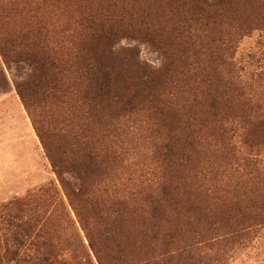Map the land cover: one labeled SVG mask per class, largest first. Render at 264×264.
I'll use <instances>...</instances> for the list:
<instances>
[{
	"label": "trees",
	"instance_id": "obj_1",
	"mask_svg": "<svg viewBox=\"0 0 264 264\" xmlns=\"http://www.w3.org/2000/svg\"><path fill=\"white\" fill-rule=\"evenodd\" d=\"M177 1L160 6L158 0H0V23L8 22L0 27V62L22 64L30 71L14 82L15 92L89 248L101 263V248L93 243L88 228L101 233L103 246L114 243L110 237L119 211L144 231L117 251L113 264H180L187 252L188 246L172 234L174 217L179 221L181 212L175 214L178 209L170 205L171 186L154 183L150 169L148 178L138 175L139 185L122 188L120 183L134 126L131 118L144 110L158 118L159 155L166 164L171 158L188 162L193 150L185 140L181 149H175L179 144L171 121L174 105L162 100L164 78L139 60L137 48L121 46L122 42L144 45L168 59L170 48L191 31L181 4H174ZM241 5V0H192L187 12L196 24L201 20L214 24ZM72 6L75 11H70ZM172 6L174 14L166 17L165 10ZM130 61H135L134 74L125 77L124 66ZM216 101L210 94L199 106L214 122L221 121L222 138L233 141L237 137L233 119L222 115ZM249 129L264 135V116ZM164 147L169 153L161 151ZM261 147L264 143L240 142L238 150L246 165L247 155L257 156ZM248 162L254 166L259 161ZM49 203L43 194L0 206V264H79L68 239L52 231Z\"/></svg>",
	"mask_w": 264,
	"mask_h": 264
},
{
	"label": "rangeland",
	"instance_id": "obj_2",
	"mask_svg": "<svg viewBox=\"0 0 264 264\" xmlns=\"http://www.w3.org/2000/svg\"><path fill=\"white\" fill-rule=\"evenodd\" d=\"M171 1L158 0L160 6ZM241 2L236 11L222 15L214 24L190 20L193 17L187 11L192 0L174 3L181 4L185 26L191 31L170 48L168 59L144 45L121 44L137 48L139 60L164 78L162 100L174 105L171 121L179 144L175 149H181V140L193 147L186 156L188 162L171 158L166 164L158 149L162 138L161 131L157 134L158 118L144 110L131 118L134 126L121 169L122 188L139 185L137 179L148 178L149 169L154 183L171 186L170 205L178 209L175 214L181 212L179 221L174 217L172 234L188 246L180 264H264V147L255 157L247 155V165L238 150L242 140L264 143L263 134L249 129L256 118L264 116V0ZM175 6L165 10L166 17L174 14L170 11ZM75 9L72 6L70 11ZM124 70L125 77L132 76L135 61L128 62ZM29 74L25 65L0 62V206L44 194L51 204L52 231L58 238L68 239L78 263L113 264L117 251L137 241L138 232L144 229L119 211V222L110 237L114 243L103 246L101 233L90 225L89 236L101 248L102 263L97 259L15 92L14 82ZM210 94L223 109L222 115L233 119L237 129L233 141L222 138L221 121L214 122L199 106ZM48 115L46 109L43 116ZM160 149L168 152L166 147ZM256 158L259 162L249 166L248 159ZM130 249L133 246L126 251Z\"/></svg>",
	"mask_w": 264,
	"mask_h": 264
}]
</instances>
